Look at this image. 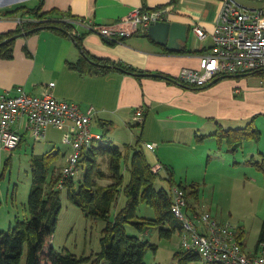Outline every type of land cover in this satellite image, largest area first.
<instances>
[{"label":"crops","instance_id":"1","mask_svg":"<svg viewBox=\"0 0 264 264\" xmlns=\"http://www.w3.org/2000/svg\"><path fill=\"white\" fill-rule=\"evenodd\" d=\"M171 1L45 0L44 8L71 10L86 22L98 25L116 22L138 7H160ZM38 2L39 0H0V33L16 28L21 21L20 16L2 15L5 11L21 4L33 7ZM169 4H173V9L168 20L187 25V37L178 39V48L158 43L149 36L148 30L126 37L114 45L107 43L94 31L85 35L84 48L95 56L125 62L142 70L163 71L180 81L181 69L199 67V58L210 51L213 44L211 37L201 39L195 33L194 26L200 24L205 30L211 31L222 0H176ZM84 25L86 24L80 25V29ZM82 53L83 49L77 46L72 37L60 36L48 29L18 37L14 57H0V96L16 94L20 86L28 93L38 95L51 91L60 99L78 103L83 111L94 108L96 112L93 120H110V129L121 123L129 126L135 111L142 106L145 113L142 149L156 171L163 168L168 171L167 168H170L174 175L177 170L175 158L182 152L180 147L196 149L200 143L214 138L216 134L205 139L201 135L234 128L233 125L227 128L225 121L228 124L243 120L250 123L264 114L261 111L264 110V74L224 78L196 90L150 77L138 79L120 70L100 76L82 74L71 69L68 64L69 61H77ZM250 116L251 121L248 120ZM243 124L236 128L243 127ZM13 127L20 132L23 140L31 135L25 115L19 117ZM58 131H62L63 140L65 130L56 126L48 127L44 139L56 142ZM131 131L134 133L132 128ZM133 133L128 134L123 143L127 140L134 141L136 133ZM56 147L54 145L52 148ZM3 149L0 140V155ZM69 154L70 152L64 153L63 165ZM194 207L195 209L187 208L188 212L198 211V200ZM242 242L247 251L254 253L258 250V245L253 250H248L244 237Z\"/></svg>","mask_w":264,"mask_h":264},{"label":"trees","instance_id":"2","mask_svg":"<svg viewBox=\"0 0 264 264\" xmlns=\"http://www.w3.org/2000/svg\"><path fill=\"white\" fill-rule=\"evenodd\" d=\"M175 1L172 0L169 3H175ZM45 3V0H39L38 4L33 7L21 4L2 14L4 16H20L21 21L16 28L0 33L1 58L11 59L14 57L17 38L7 41L8 38L22 32L25 33L24 36H30L48 29L57 35L72 37L77 46L83 49V53L77 61L68 62L71 69L82 74L89 73L100 76L120 70L134 75L138 79L150 77L165 80L168 83H179L196 90L212 84L199 87L178 81V78L163 71L142 70L125 62L111 61L109 58L95 56L84 48L85 35L94 32L86 27L80 29V22H85V19L73 14L71 10H63L58 7L46 10ZM102 38L104 37L102 36ZM125 38L120 40L104 38V40L114 45ZM25 49L29 53L28 49ZM251 74L263 75L264 69L239 75H225L214 82L224 78L246 77ZM110 124H112L110 120H101L102 139L93 140L91 145L83 149L77 170L82 168L85 173L79 181L75 179V172L64 178L62 187L58 186L63 176L60 169L54 164L61 154L60 149L52 148L43 153L32 154L30 165L33 183L28 199L30 217L23 219L17 217L16 225L9 231L0 230V264H82L90 259L92 260L91 264H145L148 249L157 250L158 245L138 234H130L127 226L134 225L141 233L156 227L160 229L161 235L167 237H171L177 230L182 231L183 224L172 210L174 201L172 189L174 186L184 189L187 208L195 209V203L190 198L192 196L195 201L199 199V182L184 183L182 181L177 183L173 170L167 168L169 170L166 179L169 180L171 188L155 187L161 172L153 168L142 149L143 122L135 123L133 120L129 124L136 133V138L134 141L127 140L123 144H118L112 139ZM139 127L140 131L137 130ZM215 134L219 137V142L224 140L228 142L230 150L239 149L246 138L255 140L262 138V130L254 126V120L246 127L221 129L213 134L201 135V137L205 139ZM105 162L106 168L103 164ZM127 173L129 174L128 179H126ZM101 180H108V183H102ZM63 188L67 189L71 203L79 206L87 214L86 216L102 219L105 222L101 237V249L95 257L92 255L78 256L69 250L57 251L50 244V236L55 233L58 227ZM121 193L128 201L112 218L110 213ZM142 201L154 209L155 216L139 214ZM259 233L258 246L264 241V223ZM238 234L242 239L244 228L241 227ZM26 244L28 245L26 260L23 262ZM176 255L182 259L183 264L200 259L197 252L184 248L177 251Z\"/></svg>","mask_w":264,"mask_h":264},{"label":"rangeland","instance_id":"3","mask_svg":"<svg viewBox=\"0 0 264 264\" xmlns=\"http://www.w3.org/2000/svg\"><path fill=\"white\" fill-rule=\"evenodd\" d=\"M264 113V110H261ZM252 120V116L249 117ZM97 118L92 122L94 131H103ZM247 120L235 121L226 127H239ZM254 126L262 130L260 140L246 138L237 150H230L226 140L219 142L217 135L199 144L196 149L188 150L180 147L182 152L176 159L175 180L177 183L200 184L198 199V212H210L218 222L232 223L237 228H244V242L248 250H253L259 240L264 223V114L254 119ZM126 127L127 129H125ZM132 127L116 125L111 131V136L116 143H123L132 134ZM140 131V127L137 128ZM246 131V130H244ZM134 134V133H133ZM56 142L48 139H37L31 132L27 139L15 150L3 149L0 155V230L9 231L17 223V217L29 218L28 199L33 183L30 158L33 153H43L54 145L61 149V154L54 166L60 171L65 165L64 153L70 152L72 147L62 140V131L56 134ZM196 152V153H194ZM182 155V156H181ZM180 156V157H179ZM67 160V159H66ZM106 168V162L103 163ZM156 180L155 187L171 188L167 177V171L163 168ZM85 171L81 168L75 173V179L79 181ZM129 174H126V179ZM108 183V180H101ZM62 209L59 216L57 230L50 236V244L57 251L69 250L78 256L92 255L101 249V237L105 222L86 216L85 212L68 197L66 188L62 189ZM190 200L195 203V198ZM126 197L119 194L114 204L111 217L126 204ZM139 214L155 216L154 209L142 201ZM130 234H138L152 243L158 245L157 250L148 249L145 256V264H183L181 258L176 255L184 247L182 246L181 231L177 230L171 237L163 236L159 228H152L143 233L136 226L129 225ZM49 246V245H48ZM46 247V249L48 248ZM28 245H25L23 262L26 260ZM92 260L82 264H91ZM106 263H108L106 261ZM188 264H212L204 260L195 259Z\"/></svg>","mask_w":264,"mask_h":264},{"label":"built area","instance_id":"4","mask_svg":"<svg viewBox=\"0 0 264 264\" xmlns=\"http://www.w3.org/2000/svg\"><path fill=\"white\" fill-rule=\"evenodd\" d=\"M173 4L154 8L138 7L111 24L80 22L109 40H120L147 32L151 23L168 20ZM214 28L194 26L201 38L211 37L210 51L203 54L199 67H183L179 79L199 87L207 86L225 75H239L264 69V0H222ZM54 83H51L53 85ZM16 94L0 96V140L6 150H15L22 135L14 122L25 115L28 127L37 139L47 136L49 126L62 128L63 142L72 149L63 167L62 180L77 170L83 149L93 140L102 139V132L92 129L95 109L83 111L79 104L56 97L51 91L41 95L28 93L22 86ZM144 107L135 111L133 120L142 123ZM174 215L182 222V246L199 254L212 264H264V241L254 253L245 249L239 228L232 223L218 222L210 212H188L184 189H172Z\"/></svg>","mask_w":264,"mask_h":264},{"label":"water","instance_id":"5","mask_svg":"<svg viewBox=\"0 0 264 264\" xmlns=\"http://www.w3.org/2000/svg\"><path fill=\"white\" fill-rule=\"evenodd\" d=\"M149 36L157 41L160 44L167 45L169 48H178L179 42L178 39L181 37L186 39L187 37V25L181 24L176 21L170 20H160L150 24L148 28ZM25 33H20L11 38H8L7 41L11 39H16L18 37H23Z\"/></svg>","mask_w":264,"mask_h":264}]
</instances>
